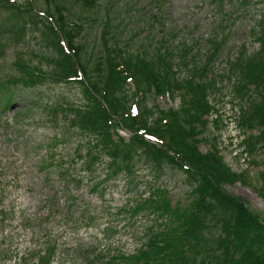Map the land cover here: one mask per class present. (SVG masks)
<instances>
[{"label":"rangeland","instance_id":"374dc122","mask_svg":"<svg viewBox=\"0 0 264 264\" xmlns=\"http://www.w3.org/2000/svg\"><path fill=\"white\" fill-rule=\"evenodd\" d=\"M11 1L33 9L24 16L0 11V88L6 89L0 90V264H105L114 258L132 264L122 257L135 254L150 232L161 234L173 225L171 215L156 213L146 198L162 191L177 215L194 205L192 187L176 166L156 168L138 157L131 170L114 175L103 155L96 168L86 167L77 150L88 149L96 138L73 128L70 109H83L86 102L82 85L51 77L55 49L45 26L51 23L47 4L63 5L67 21L81 25L78 41L89 73H96L108 54L115 59L110 67L127 73L131 115L147 105L155 112L151 123L160 118L158 124L166 126L192 96L184 91L161 95L152 85L138 86L133 74L145 69L144 59L161 61L164 70L172 64L176 73L167 75L170 83L182 79L177 86L186 88L194 77L208 85L215 110L195 146L202 154L217 146L227 166L244 176L226 190L264 215L259 191L264 124L251 128L241 122L250 100L258 103L264 94V82H248L237 66L231 67L264 61V29L260 34L257 28L264 24V0ZM40 14L43 20L33 16ZM121 53L134 65L127 72ZM20 58L45 75L24 84ZM132 103L140 110L131 109ZM117 132L128 140L129 131L119 127ZM220 229L211 225L208 236L214 238Z\"/></svg>","mask_w":264,"mask_h":264},{"label":"trees","instance_id":"16d2710c","mask_svg":"<svg viewBox=\"0 0 264 264\" xmlns=\"http://www.w3.org/2000/svg\"><path fill=\"white\" fill-rule=\"evenodd\" d=\"M81 1L83 4H91L89 0ZM28 5L27 8L15 1L0 0V11L10 9L24 16V13L32 12V4ZM64 10L60 4H47L45 8V15L51 20V23L45 22V26L51 34L55 49L52 59L55 64L54 73H51V77L58 83L77 81L82 85L86 102L83 109H70L75 121L73 128L96 138L98 143L95 147L96 141L93 140L88 149L77 150L78 156L85 158L83 160L88 169H94L102 161L103 155H106L109 169L114 175L131 170L138 157L156 168L166 164L176 166L185 173L195 196L193 207L185 210L182 215H177V210L172 208L160 190L146 198L145 201L152 204L156 213L170 214L173 225L161 234L150 232L147 241L137 252L122 257V260L125 263L132 260V264H264V215L252 211L242 197L226 190L227 184L242 181L244 176L227 166L217 146L204 154L195 146L206 128V117L215 110L208 100V85L195 82L194 77L192 81H187L186 88L182 84L177 86L182 80L179 76L171 83L169 80L170 75L176 73L172 64L164 70L159 66L161 61L144 59L145 69L143 66V71L133 74L138 86L152 85L157 94L161 95L167 91L171 95L184 91L192 96L179 113L172 112L171 122L166 126L158 124L160 118L151 123L155 112L147 105L141 110L140 105H137L142 118L131 115L129 88L125 84L127 73H118L116 66L114 70L110 67V61L115 60L112 54L105 55L101 67H96V73H89L82 56L83 45L78 41V36L82 34L79 31L81 25L67 21ZM33 16L44 19L41 15ZM257 28L258 32L261 29V34L264 24H260V27L257 25ZM120 58L124 71L134 66L124 61L123 53ZM247 61H240L239 65L232 64V70L237 66L248 82L263 83L264 61H258L254 67ZM27 66L20 58L17 67L27 76L21 80L24 84L32 81L33 77L45 75ZM256 68H259L257 73ZM205 70L203 68L200 73H205ZM2 87L0 90L4 89ZM260 94L264 95L262 91ZM11 100H7V105H10ZM251 104L248 111H243L241 122L252 128L257 123L264 124V97L260 102ZM119 127L130 132L128 140L119 135ZM252 140L255 148L257 137ZM259 188L264 201V185ZM213 224L221 229L214 238H210L208 229ZM211 240L214 244L206 247L207 253L203 255L201 250ZM105 264L120 263L114 258Z\"/></svg>","mask_w":264,"mask_h":264}]
</instances>
